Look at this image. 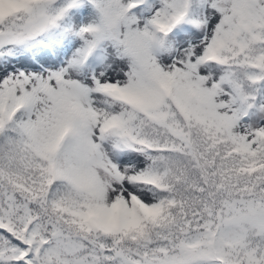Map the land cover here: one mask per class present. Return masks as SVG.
Masks as SVG:
<instances>
[{
	"label": "snow or ice",
	"instance_id": "1",
	"mask_svg": "<svg viewBox=\"0 0 264 264\" xmlns=\"http://www.w3.org/2000/svg\"><path fill=\"white\" fill-rule=\"evenodd\" d=\"M0 264H264V0H0Z\"/></svg>",
	"mask_w": 264,
	"mask_h": 264
}]
</instances>
